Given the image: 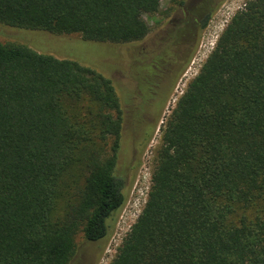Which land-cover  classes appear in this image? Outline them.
I'll list each match as a JSON object with an SVG mask.
<instances>
[{
  "label": "trees",
  "instance_id": "obj_1",
  "mask_svg": "<svg viewBox=\"0 0 264 264\" xmlns=\"http://www.w3.org/2000/svg\"><path fill=\"white\" fill-rule=\"evenodd\" d=\"M161 1L0 0V24L129 44ZM215 10L169 46L196 43ZM111 78L0 41V264H70L79 233L108 239L126 201ZM109 264H264V0L233 16L162 124L147 201Z\"/></svg>",
  "mask_w": 264,
  "mask_h": 264
},
{
  "label": "rangeland",
  "instance_id": "obj_2",
  "mask_svg": "<svg viewBox=\"0 0 264 264\" xmlns=\"http://www.w3.org/2000/svg\"><path fill=\"white\" fill-rule=\"evenodd\" d=\"M183 1L184 4L179 6L174 0H162L159 13L144 16L151 27L149 35L143 41L129 44L92 42L76 34L54 35L46 31L0 24L1 42L23 44L42 54L75 60L108 78L112 77L121 100L124 121L116 173L125 181L126 201L110 222L106 241L89 243L82 233L76 236L77 249L70 264H109L113 260L119 245L147 201L155 159L161 144L162 124L188 84L198 75L221 33L249 0ZM208 2L213 3L216 10L207 26L198 33L182 71L175 73L171 70L166 75V80L164 78L163 82L158 81L161 76L157 75H164L161 73L162 68L158 72L150 69L156 57L164 55L165 61L157 64L170 68L173 58L180 55L178 45L169 46V42L174 40H168L172 36V29L180 25L186 16L202 11ZM170 10V14H167ZM165 49H169V56H165ZM178 58L176 59L179 60ZM179 62L181 65V61ZM138 142L146 145L141 154L136 156L135 143Z\"/></svg>",
  "mask_w": 264,
  "mask_h": 264
},
{
  "label": "flooded vegetation",
  "instance_id": "obj_3",
  "mask_svg": "<svg viewBox=\"0 0 264 264\" xmlns=\"http://www.w3.org/2000/svg\"><path fill=\"white\" fill-rule=\"evenodd\" d=\"M205 5H204V9L202 11L201 10L198 11L193 16L188 15V13L186 12V15H188V16H186V19L184 21H182L181 24H183V25L185 24V27H187V28L190 27V30L193 29L194 25H196L195 29L197 30L198 29L197 27L202 25V21L204 20L205 16L209 13L210 8L213 7V3H211V2H208ZM178 26L179 25L175 26L172 29L171 34L174 31H178V30L182 29V28H179ZM196 32H198V30ZM188 36H189V34L183 36L181 42L178 45V49L180 48L179 49L180 55H178L177 57L173 58L174 62L171 63L173 67L172 66H170V68L160 67L163 70V71H161V73L164 74L162 76L163 80H164V78L166 80V75L170 74L171 70H173L175 73H177L180 70V68L183 66V64L186 63V61H187V59H188V57L190 55L189 51L191 52L193 50V48H194V41L190 40ZM170 39H172V36L168 38V40H170ZM176 58H178L179 60H177ZM179 61H181V65H180ZM176 63H178V65H176ZM163 80L161 82H163Z\"/></svg>",
  "mask_w": 264,
  "mask_h": 264
}]
</instances>
